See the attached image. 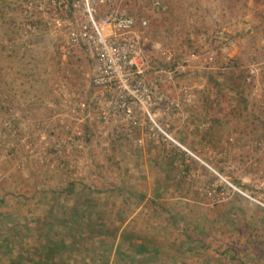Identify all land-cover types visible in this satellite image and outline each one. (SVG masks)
Here are the masks:
<instances>
[{
    "label": "rangeland",
    "instance_id": "1",
    "mask_svg": "<svg viewBox=\"0 0 264 264\" xmlns=\"http://www.w3.org/2000/svg\"><path fill=\"white\" fill-rule=\"evenodd\" d=\"M79 4L0 0V264L23 258L38 264L31 246L41 222L64 208L81 209L71 203L85 194L103 202L127 197L137 215L125 225L122 217L117 235L106 224L108 237L67 236L72 249L61 264H161L157 249L167 242L169 264H202L213 249L188 234L207 229L243 243L242 255L263 252L264 229L251 233L254 225H245L239 233L235 223L264 216V0L96 4L97 18L116 8L135 19L143 74L172 101L167 115H157L207 164L163 140L139 143L145 127L117 112L100 116L95 57L68 42L69 27L83 19ZM81 100L89 102L86 109ZM217 173L247 196L227 190ZM208 201H218L211 210L219 217L224 208L233 211L228 230L202 218ZM14 219L22 226L12 232ZM50 227L56 226L44 230ZM162 228L169 241H162ZM248 234L257 238L255 247ZM23 238L29 240L22 244Z\"/></svg>",
    "mask_w": 264,
    "mask_h": 264
},
{
    "label": "built area",
    "instance_id": "2",
    "mask_svg": "<svg viewBox=\"0 0 264 264\" xmlns=\"http://www.w3.org/2000/svg\"><path fill=\"white\" fill-rule=\"evenodd\" d=\"M107 1L80 0L83 19L68 29V42L83 46L95 57L93 84L98 87L95 95L98 100L97 112L104 119L110 113L117 112L130 125L145 127V133L137 138L139 143H143L145 138L163 140L173 145L187 159L194 158L207 164L195 150L174 136L168 124L157 115H167L172 101L164 92L156 90L153 81L143 74L142 48L140 37L134 29L135 19L116 8L96 17V4ZM145 22L141 21L142 24ZM186 95H191V92ZM79 106L86 109L89 102L81 100ZM217 175L227 190L247 196L246 191L225 176L220 173Z\"/></svg>",
    "mask_w": 264,
    "mask_h": 264
},
{
    "label": "crops",
    "instance_id": "3",
    "mask_svg": "<svg viewBox=\"0 0 264 264\" xmlns=\"http://www.w3.org/2000/svg\"><path fill=\"white\" fill-rule=\"evenodd\" d=\"M120 116V115H118ZM118 125V123H117ZM118 127V126H117ZM115 185H112V188H114ZM55 188V187H54ZM65 187H63L64 190ZM70 190V189H68ZM54 191V190H53ZM65 194V193H64ZM70 196V195H69ZM55 197V196H54ZM65 198H67V195H65ZM113 198V197H112ZM100 198H98L96 195L94 194H85L82 197V200L80 201V199L77 197L74 199V201H72V206L75 207L78 203L80 205L81 209H63L62 213H57L54 214L52 216H47L45 221L41 222V227L38 230V233L36 234L37 236V242H35L33 247V254L35 256V263L38 264H50V262H53L51 264H61L59 262V258L63 257L66 253L65 251H69L70 249H72L68 246H65L64 244L68 245V241H69V237H71L74 240V236H71L69 234H71L73 232L72 235L76 234L77 229L80 228V233L81 234H86L92 237H97L96 239H99L98 237L101 236L102 237H108L107 235L105 236L103 233H106V230H108V227L106 226V224H113L112 226L115 225L116 230L114 229V233L117 235V223L120 222V220H122V217L125 219L124 220V225L125 222L132 219L133 217H135L137 215V211L135 210V208L133 209V211H131V200H128L127 197L124 198V200H120L119 196H117V199L113 198V200L111 202H108L109 200L106 199L104 202L106 204H104L103 201H99ZM120 200V201H119ZM49 201L47 200V203ZM195 202V201H194ZM205 202V201H204ZM218 201H208L206 203H203L204 206H206L207 208H209L210 210L205 213L204 216H202V218L207 219L208 217L215 223H217L218 226L221 225L222 229H229L230 228V223L227 221L228 219H230V214L233 211H229L227 208H224L225 211H221L220 214L221 216L219 217L216 213V211H212L211 209H215L211 206H214ZM69 203V204H70ZM226 204H230L229 201H225ZM104 204V205H103ZM194 204L199 205L201 203H199L198 201H196ZM203 206V205H202ZM215 207V206H214ZM229 208V207H228ZM9 206L6 205V207L3 209L4 211V215L7 217V215H9ZM59 214V215H58ZM233 214V213H232ZM11 215V214H10ZM222 215H224L222 217ZM62 216H69V217H73L75 218V220L71 221V223L77 222L78 225H74L72 224V227L67 230L66 232H62L60 234H57V226H59L60 223V218ZM259 216V215H258ZM14 216H10V218H13ZM20 218V217H19ZM55 219V220H54ZM119 219V220H118ZM255 220L253 221H245L243 222H238L236 221V229L239 233H241L244 230V226L246 225V229L249 230L251 226H253V228L249 231H259L264 229V216L261 215L260 219H257V217L255 218ZM219 221L216 222V221ZM44 222L46 223L44 225ZM55 227H50L47 231H45V227H48L50 224ZM81 223V226H80ZM241 223V224H240ZM246 223V224H245ZM10 224V223H9ZM240 225V228H237V226ZM259 225V226H258ZM19 226H22V223L18 222L17 219H14V221L11 222V226L9 225V230L14 232L15 230L18 229ZM103 226V227H101ZM76 227V228H75ZM95 227V228H94ZM54 229V232H52V230ZM74 228L76 229L74 231ZM123 227H121L122 229ZM112 230H110V232H112ZM120 232V230L118 231V233ZM223 231H218L217 233H213L210 232L208 229L206 230V232L204 233H197V235H191L188 234L189 239L191 240H195L197 238H199V241H201V245L203 247H211V249H213V253H210L209 257H206V259L204 260V263L202 264H264V251L263 252H257V250L252 251L251 253H246L244 255H242L243 250V243H235L236 245L239 246V248H237V246L233 243H228L226 242V236L224 233H222ZM51 233V234H50ZM50 236V237H49ZM67 236H69L68 238H66ZM248 236L251 238L248 241L249 242V246L251 247V245H257V238L255 237L254 234H251ZM63 237L64 240V244L61 240V238ZM81 237V236H80ZM88 237V236H87ZM86 237V238H87ZM161 239L162 241L167 239V241H169V234L168 233H164L163 228L161 231ZM187 238V237H186ZM68 239V241H66ZM101 239V238H100ZM29 240V239H26ZM26 240L23 238L22 244H25ZM71 240V239H70ZM60 241V242H59ZM252 241H254L252 243ZM5 242V241H4ZM60 243V244H59ZM42 244V245H41ZM167 244V249H168V242ZM251 244V245H250ZM64 245V246H63ZM210 245V246H207ZM253 246V247H255ZM17 248V252H18V247ZM68 248V249H67ZM227 248L226 252L221 251V249ZM164 248V246L161 247V249H157L162 257L161 260V264H169L168 261V253L169 251ZM7 251V250H6ZM156 251V250H155ZM154 251V252H155ZM24 251H19V257H22L23 255H21V253H23ZM65 253V254H64ZM263 253V254H262ZM4 254V253H2ZM99 254V253H98ZM107 256H110V254H108ZM113 257L114 259V254H113V249H112V255L111 258ZM27 258H23L22 259V264L24 261H26V264H29V260ZM56 262H54V260H56ZM69 259V258H67ZM87 259V256L85 258H83V263H85ZM113 259H109V260H113ZM159 263V261H158ZM87 264V263H86ZM112 264V262H111ZM147 264V263H146Z\"/></svg>",
    "mask_w": 264,
    "mask_h": 264
},
{
    "label": "trees",
    "instance_id": "4",
    "mask_svg": "<svg viewBox=\"0 0 264 264\" xmlns=\"http://www.w3.org/2000/svg\"><path fill=\"white\" fill-rule=\"evenodd\" d=\"M59 220H60V223H59V226H57V227H59V228L55 227V228L58 229V230H57V234H60V233H62V232H66L67 230H69V229L72 227V224H74V225H78L77 222L71 223V221L75 220V218H73L72 216H71V217H69V216H62ZM45 224H46V223L44 222V225H45ZM55 228H53L52 232H54V229H55ZM79 233H80V228L77 229L76 234L73 235L74 238H75V237L78 238L79 236H81ZM61 240H62V242H63V244H64L63 237L61 238ZM73 241H74V240H73ZM64 245H65V244H64ZM64 245H63V246H64Z\"/></svg>",
    "mask_w": 264,
    "mask_h": 264
}]
</instances>
